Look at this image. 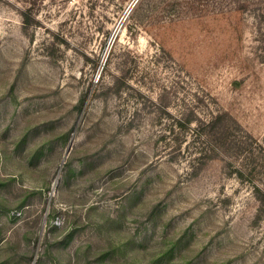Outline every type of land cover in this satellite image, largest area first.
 Masks as SVG:
<instances>
[{
    "label": "rangeland",
    "instance_id": "rangeland-1",
    "mask_svg": "<svg viewBox=\"0 0 264 264\" xmlns=\"http://www.w3.org/2000/svg\"><path fill=\"white\" fill-rule=\"evenodd\" d=\"M260 195L264 0H0V264H264Z\"/></svg>",
    "mask_w": 264,
    "mask_h": 264
},
{
    "label": "trees",
    "instance_id": "trees-1",
    "mask_svg": "<svg viewBox=\"0 0 264 264\" xmlns=\"http://www.w3.org/2000/svg\"><path fill=\"white\" fill-rule=\"evenodd\" d=\"M225 116H226V113L225 114L218 113L212 119H210L209 122L202 123V126H210V129L208 131L206 130H203V131L204 133L207 132L206 134H211V136H214V138L216 139L215 140L216 143H218L220 147L221 145H224V143H226L228 140L230 141L229 134L231 132H228L225 125L223 124ZM180 124H183V123L180 122ZM237 172L241 177L245 175V172L241 168H237ZM256 188L258 189L260 193H263V188H261L260 186H256ZM259 199L264 204V198L261 195L259 196Z\"/></svg>",
    "mask_w": 264,
    "mask_h": 264
}]
</instances>
